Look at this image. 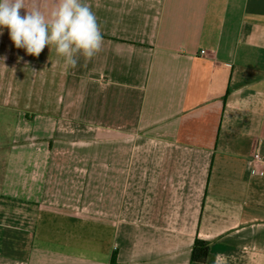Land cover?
Returning a JSON list of instances; mask_svg holds the SVG:
<instances>
[{"label":"crops","instance_id":"obj_1","mask_svg":"<svg viewBox=\"0 0 264 264\" xmlns=\"http://www.w3.org/2000/svg\"><path fill=\"white\" fill-rule=\"evenodd\" d=\"M86 2L75 68L0 29V264H264V0Z\"/></svg>","mask_w":264,"mask_h":264},{"label":"clouds","instance_id":"obj_2","mask_svg":"<svg viewBox=\"0 0 264 264\" xmlns=\"http://www.w3.org/2000/svg\"><path fill=\"white\" fill-rule=\"evenodd\" d=\"M21 9L25 14L21 15ZM7 28L16 48L39 56L53 46L66 67L75 68L80 56L91 60L103 45L96 14L86 0H57L49 14L28 7L26 0H0V29ZM216 264H220L217 256Z\"/></svg>","mask_w":264,"mask_h":264},{"label":"trees","instance_id":"obj_3","mask_svg":"<svg viewBox=\"0 0 264 264\" xmlns=\"http://www.w3.org/2000/svg\"><path fill=\"white\" fill-rule=\"evenodd\" d=\"M209 258L208 242L196 239L192 249V261L204 263Z\"/></svg>","mask_w":264,"mask_h":264},{"label":"built area","instance_id":"obj_4","mask_svg":"<svg viewBox=\"0 0 264 264\" xmlns=\"http://www.w3.org/2000/svg\"><path fill=\"white\" fill-rule=\"evenodd\" d=\"M262 162L263 159L261 154L258 151L254 150L250 156V159L248 160V164L254 165L252 169V173L257 174L261 171L260 164Z\"/></svg>","mask_w":264,"mask_h":264}]
</instances>
